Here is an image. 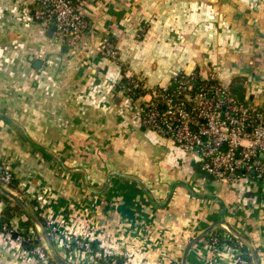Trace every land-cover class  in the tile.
Segmentation results:
<instances>
[{
    "label": "crops",
    "instance_id": "obj_1",
    "mask_svg": "<svg viewBox=\"0 0 264 264\" xmlns=\"http://www.w3.org/2000/svg\"><path fill=\"white\" fill-rule=\"evenodd\" d=\"M82 1L86 33L58 41L53 26L34 19L30 0H0V163L14 178L7 188L58 227L55 246L72 264L93 257L62 251L70 237L128 264H182L188 243L220 220L245 234L264 264L263 176L213 179L194 152L145 129L140 101L122 87L215 69L225 83L242 80L244 97L264 108V0ZM105 39L117 59L101 54ZM7 204L0 198L1 213ZM27 219L14 215V234L0 228V264H49L18 234ZM243 253L249 247L220 225L192 245L186 264H239Z\"/></svg>",
    "mask_w": 264,
    "mask_h": 264
},
{
    "label": "built area",
    "instance_id": "obj_2",
    "mask_svg": "<svg viewBox=\"0 0 264 264\" xmlns=\"http://www.w3.org/2000/svg\"><path fill=\"white\" fill-rule=\"evenodd\" d=\"M82 2L30 0L29 4L36 21L46 28L53 26L56 40L77 41L88 29ZM100 52L113 60L118 56L110 39L101 42ZM122 87L130 96L137 93L135 99L142 105L144 126L172 139L181 149L194 152L201 171L215 180L231 185L254 173L264 174V108L239 98L217 70L212 69L207 77L198 71L175 70L164 85L147 87L137 77L129 84L122 83ZM12 178L13 174L0 165V180L9 184ZM2 217L0 212V223ZM48 225L51 237L60 235L56 225ZM211 243L217 246L219 238L213 237ZM62 250H82L93 257L92 264H117L115 260L105 262L104 250L78 237L66 239ZM34 253L39 261L49 259L41 247H36ZM237 261L251 264L241 254Z\"/></svg>",
    "mask_w": 264,
    "mask_h": 264
},
{
    "label": "trees",
    "instance_id": "obj_3",
    "mask_svg": "<svg viewBox=\"0 0 264 264\" xmlns=\"http://www.w3.org/2000/svg\"><path fill=\"white\" fill-rule=\"evenodd\" d=\"M65 44V43H64ZM131 81V79H126L124 80L123 84H129ZM234 93L239 97V98H242L244 99L245 97V89H244V84H243V81H238L236 82L234 85H231ZM136 94L137 93H131V97L135 99L136 97ZM143 114V113H142ZM144 126V125H143ZM145 127V126H144ZM145 129H147L145 127ZM0 165H2L0 163ZM213 178V177H212ZM214 179V178H213ZM14 183V178H12V181L9 183V184H13ZM0 198H3L5 199L8 204L6 206V208L4 209L3 211V217L1 219V223H0V228L4 229L5 231H9L11 232L12 234L15 233V230L13 228V226L11 225V219L14 217V215L16 213H24V211L22 210V208L13 200L11 199L8 195L4 194L1 190H0ZM35 210L37 211V213L40 214V210L39 208L36 206ZM41 220L43 221L44 225L47 227L48 229V232L50 231V228H49V225H48V222H46L42 217L41 215H39ZM26 229L24 231H20L18 234L20 235V237L22 238V242L24 244V246L27 248V249H31L34 251V249L36 247H41L45 250V252L48 254V252L46 251L47 249L44 247L43 245V240L42 238L39 236V233H38V230H37V227L36 225L34 224V222L28 217L27 221H26ZM33 227L35 229V233L34 234H30L29 231H28V228L29 227ZM216 237L219 238V242H220V237L216 235ZM54 244H55V240L53 239V237H51ZM105 252V251H104ZM243 255V257H245L246 259H248V261L251 263V264H254V261H253V258L250 254H241ZM115 260L117 264H125V262L127 260H125L123 257L121 256H117V255H110L108 253L105 252V262L109 263L111 261ZM48 263L49 264H57L55 262V260L50 257L49 255V259H48Z\"/></svg>",
    "mask_w": 264,
    "mask_h": 264
},
{
    "label": "water",
    "instance_id": "obj_4",
    "mask_svg": "<svg viewBox=\"0 0 264 264\" xmlns=\"http://www.w3.org/2000/svg\"><path fill=\"white\" fill-rule=\"evenodd\" d=\"M0 190L4 194L8 195L11 199H13L22 208V210L26 213V215L35 223L40 237L45 242V246L48 249V252H50L52 258L55 260V262L57 264H71L58 251L57 247L55 246V244H54V242H53V240H52V238H51V236H50V234L48 232L47 227L44 225V223L41 220V218H40L39 214L37 213V211L35 209H33L24 200H22L16 193L10 191L7 188V185L1 180H0ZM220 225L224 226L238 240H240L241 242L245 243L249 247V249L251 251V255H252L254 264H260V260H259L258 254H257L256 249L253 246L252 242L250 241V239L245 234H243V233L239 232L238 230H236L226 220H220L218 222H215L210 227H208L205 231H203L201 234H199L197 237L192 239L188 243V245H187V247L185 249L183 260H182V264H186L187 255H188L189 249L192 247V245L195 244L196 242H198L203 237H205L207 234H209L212 229H214L215 227H218Z\"/></svg>",
    "mask_w": 264,
    "mask_h": 264
},
{
    "label": "rangeland",
    "instance_id": "obj_5",
    "mask_svg": "<svg viewBox=\"0 0 264 264\" xmlns=\"http://www.w3.org/2000/svg\"><path fill=\"white\" fill-rule=\"evenodd\" d=\"M170 78H171V75H170L169 79H170ZM168 81H169V80H168ZM262 176H263L262 178L264 179V174H262ZM6 185L8 186V185H10V184H6ZM39 236H40V235H39ZM42 240H43V239H42ZM43 242H44V241H43ZM44 247L46 248V246H45V242H44ZM46 249H47V248H46ZM57 249H58V248H57ZM59 250L61 251V249H59ZM59 250H58V251H59ZM46 251L48 252V249H47ZM62 251H63V250H62ZM49 255H50V257H52L51 254H50V252H48V256H49ZM61 255H62V254H61ZM62 256H63V255H62ZM63 257H64V256H63ZM66 260H67V259H66ZM67 261H68V260H67ZM68 262H69V261H68ZM69 263H70V262H69ZM99 263H100V262H96V264H99ZM71 264H72V263H71Z\"/></svg>",
    "mask_w": 264,
    "mask_h": 264
}]
</instances>
